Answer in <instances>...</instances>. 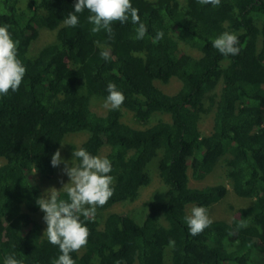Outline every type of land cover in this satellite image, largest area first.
<instances>
[{"label":"trees","instance_id":"trees-1","mask_svg":"<svg viewBox=\"0 0 264 264\" xmlns=\"http://www.w3.org/2000/svg\"><path fill=\"white\" fill-rule=\"evenodd\" d=\"M75 2L0 0V26L9 25L26 68L18 90L0 96V264L7 255L23 264H52L60 255L44 235V213L35 203L42 194L32 178L52 176L51 156L72 134L87 136L74 152L108 149L114 193L99 210L134 202L151 183L150 165L166 187L165 199L147 203L142 219L81 217L90 234L70 254L76 264H264V0L219 6L131 0L147 26L143 39H136L130 18L113 23L111 39L92 33L87 9L76 27L65 25ZM41 30L55 32V41L33 54ZM157 31L164 35L154 43ZM225 31L238 36V55L212 47ZM173 79L181 84L173 94L155 85ZM109 82L125 99L98 116L90 104L105 101ZM126 112L131 123L123 120ZM156 114L169 121L153 123ZM208 115L212 131L204 135L199 124ZM219 165L232 192L252 202L229 222L212 220L192 236L188 211L211 208L226 189L191 187L190 180H203ZM60 197L67 199L63 191Z\"/></svg>","mask_w":264,"mask_h":264},{"label":"clouds","instance_id":"clouds-1","mask_svg":"<svg viewBox=\"0 0 264 264\" xmlns=\"http://www.w3.org/2000/svg\"><path fill=\"white\" fill-rule=\"evenodd\" d=\"M220 2L221 0H199L202 5L219 6ZM85 9L90 13L87 20L93 25L92 33L104 31L111 39L113 23L119 22L122 25L130 18L134 25H138L135 29L136 39H143L147 34V26L140 21L139 10L133 7L131 0H76L74 11L64 17L63 23L76 27L79 24L77 14ZM163 35L162 31H157L153 42L163 39ZM17 43L12 39L9 25L0 26V96L7 95L9 90L17 91L26 73V68L17 55ZM238 44V36L227 31L212 40V47L225 56L238 55ZM100 54L104 60L110 59L108 49H103ZM106 90L108 95L103 107L118 109L125 99L123 93L112 82L107 84ZM73 158L78 163L63 160L59 149L52 154L51 166L63 164L62 172L68 176L69 181L59 190L54 187L47 189L35 201L44 213L43 221L47 226L44 235L60 251L52 264H76L70 254L85 247L90 234L81 217H95L97 207H103L114 193V177L109 174L112 165L106 156L93 155L81 147L73 152ZM61 191L66 194L67 199L60 197ZM184 219L192 236L200 234L212 223L208 209L204 206L193 205L190 214ZM169 246L174 247L175 241L169 240ZM3 264H23V260L7 255Z\"/></svg>","mask_w":264,"mask_h":264},{"label":"rangeland","instance_id":"rangeland-1","mask_svg":"<svg viewBox=\"0 0 264 264\" xmlns=\"http://www.w3.org/2000/svg\"><path fill=\"white\" fill-rule=\"evenodd\" d=\"M180 4H184V0H177ZM55 41V32L41 30L39 35L30 47V51L34 54L38 49L46 44L53 43ZM196 54V53H193ZM161 90L167 94H173L180 88V82L173 79L167 85H162L160 83H155ZM104 102L91 101L90 109L92 112L98 116H103L109 108L103 107ZM132 116L129 112H126L123 116V120L131 123ZM169 121L168 115L156 114L152 118V122L155 123L158 120ZM212 116H205V119L201 120L199 124V129L202 134L207 135L212 131ZM86 134H72L67 135L61 146L58 148L63 160L75 163V158H73L72 147L78 148L80 144L86 139ZM108 152L107 148H103L99 156H105ZM73 158V159H72ZM64 165L61 164L58 167H54V172L51 177L43 178L36 175L32 180H34L40 187L41 194H43L47 189L54 187L59 190L64 183L69 181L66 174L62 172ZM149 172L151 175V183L147 187L142 188L140 191V196L131 203H118L105 210H99L97 207L96 216L103 219L110 213H132L135 217L143 218L145 213V205L151 201H163L165 199L166 187L163 185L161 180L157 175V171L154 165L149 166ZM226 168L223 165H219L216 169L209 174L206 178L200 181L190 180L189 185L191 187L201 188L206 185L221 184L226 189L225 196L220 202L213 205L208 209V215L211 220H224L229 222L237 213L238 209L246 207L251 204L252 200L242 199L237 197L231 189L230 182L225 176ZM188 213H190L188 211ZM137 219V218H136ZM40 220V219H39Z\"/></svg>","mask_w":264,"mask_h":264}]
</instances>
